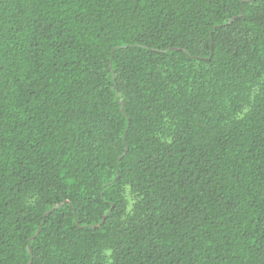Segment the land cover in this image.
<instances>
[{"label":"trees","instance_id":"obj_1","mask_svg":"<svg viewBox=\"0 0 264 264\" xmlns=\"http://www.w3.org/2000/svg\"><path fill=\"white\" fill-rule=\"evenodd\" d=\"M0 264H264V0H0Z\"/></svg>","mask_w":264,"mask_h":264}]
</instances>
